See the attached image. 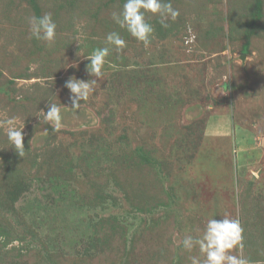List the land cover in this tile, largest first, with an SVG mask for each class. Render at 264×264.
Returning <instances> with one entry per match:
<instances>
[{"label": "rangeland", "instance_id": "rangeland-1", "mask_svg": "<svg viewBox=\"0 0 264 264\" xmlns=\"http://www.w3.org/2000/svg\"><path fill=\"white\" fill-rule=\"evenodd\" d=\"M165 2L179 16L146 13L145 47L112 20L125 0H0V264H191L180 241L225 216L264 264V0ZM45 13L51 46L28 31ZM113 31L126 47L69 111L65 81L94 79L83 57Z\"/></svg>", "mask_w": 264, "mask_h": 264}, {"label": "clouds", "instance_id": "clouds-1", "mask_svg": "<svg viewBox=\"0 0 264 264\" xmlns=\"http://www.w3.org/2000/svg\"><path fill=\"white\" fill-rule=\"evenodd\" d=\"M146 13L158 15L159 22L163 27H168L167 20L175 21L179 16V11L172 7L171 2H165V0H125L122 9L112 13V20L119 28L124 29L135 40L148 47L154 29L146 21ZM56 27L51 13H45L39 17H30L28 20L30 38L44 41L48 46L55 42ZM194 39L193 36L186 43H191ZM105 42L108 46L96 48L88 56L83 57L89 61L85 66L86 72L94 79L82 80L73 76L64 83V87L69 92L70 107L63 106L73 113L81 109V102L88 100L104 76V66L110 49L114 48L119 54L126 47V41L116 31L108 33ZM226 81L227 78L222 85L217 86V94L227 95ZM40 112L43 114L44 121L50 124L54 131H59L64 127L60 105L48 103L47 111L41 109ZM3 123L8 126L6 136L9 143L15 152L23 157L25 154L23 127L17 128L13 119ZM43 134L47 135V130ZM254 175L258 177V173H254ZM242 233L243 229L239 219L227 216L219 220L210 218L201 235L186 234L180 244L187 252H192L193 249L198 248L203 257L201 259L200 256H189L191 264H250V261L243 256ZM233 250L238 254H232Z\"/></svg>", "mask_w": 264, "mask_h": 264}]
</instances>
